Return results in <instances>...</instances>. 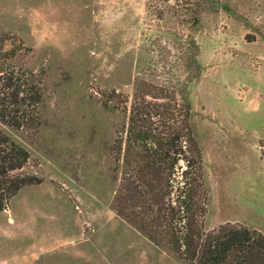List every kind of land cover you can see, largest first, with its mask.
<instances>
[{
    "label": "rangeland",
    "instance_id": "374dc122",
    "mask_svg": "<svg viewBox=\"0 0 264 264\" xmlns=\"http://www.w3.org/2000/svg\"><path fill=\"white\" fill-rule=\"evenodd\" d=\"M15 62L42 73L43 123H0L29 158L0 210V264H186L117 214L137 81L192 108L209 191L205 230L264 234V0H0ZM13 42V43H12ZM135 161V162H134Z\"/></svg>",
    "mask_w": 264,
    "mask_h": 264
},
{
    "label": "trees",
    "instance_id": "16d2710c",
    "mask_svg": "<svg viewBox=\"0 0 264 264\" xmlns=\"http://www.w3.org/2000/svg\"><path fill=\"white\" fill-rule=\"evenodd\" d=\"M12 38L0 32V123L37 131L43 123V76L16 64L22 42L7 47ZM111 101L128 117L124 165H131L132 154L140 157L123 171L117 214L186 264H264V234L258 229L227 222L205 230L209 191L190 103L142 81L132 97L114 91ZM28 158L0 129V210L24 185L40 182L16 172Z\"/></svg>",
    "mask_w": 264,
    "mask_h": 264
}]
</instances>
